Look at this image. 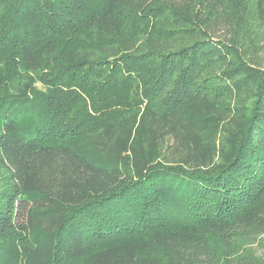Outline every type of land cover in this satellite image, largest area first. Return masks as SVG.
<instances>
[{
  "label": "trees",
  "instance_id": "1",
  "mask_svg": "<svg viewBox=\"0 0 264 264\" xmlns=\"http://www.w3.org/2000/svg\"><path fill=\"white\" fill-rule=\"evenodd\" d=\"M264 0H0V264H264Z\"/></svg>",
  "mask_w": 264,
  "mask_h": 264
},
{
  "label": "rangeland",
  "instance_id": "2",
  "mask_svg": "<svg viewBox=\"0 0 264 264\" xmlns=\"http://www.w3.org/2000/svg\"><path fill=\"white\" fill-rule=\"evenodd\" d=\"M245 248L257 258L264 259V235L254 239L250 244H246Z\"/></svg>",
  "mask_w": 264,
  "mask_h": 264
}]
</instances>
